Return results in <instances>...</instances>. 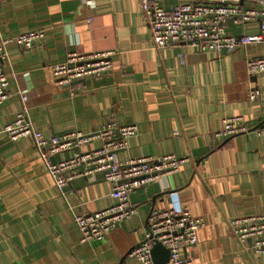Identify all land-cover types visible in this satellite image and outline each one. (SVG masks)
Segmentation results:
<instances>
[{"label":"crops","instance_id":"crops-1","mask_svg":"<svg viewBox=\"0 0 264 264\" xmlns=\"http://www.w3.org/2000/svg\"><path fill=\"white\" fill-rule=\"evenodd\" d=\"M158 1L169 9L196 0ZM37 27L45 36L31 48L7 45L6 71L14 75L12 96L0 103V264H142L129 252L143 240L149 214L174 206L205 222L198 242L182 247L192 264H264L227 221L264 213V137L253 130L213 136L224 116L241 115L250 125L264 117V70L250 75L245 64L248 55H264V42L221 55L188 44L157 51L140 0H0V36ZM256 30V23L244 26ZM71 50H113L111 72L76 82L71 95L53 84L49 68ZM254 86L260 93L250 99ZM16 90L27 91V116L45 136L116 120L137 126L119 158L174 153L192 160L134 189L136 211L102 240L82 242L75 216L111 205V184L77 178L62 195L31 138L2 131L21 107ZM99 145L95 139L81 149Z\"/></svg>","mask_w":264,"mask_h":264},{"label":"built area","instance_id":"built-area-1","mask_svg":"<svg viewBox=\"0 0 264 264\" xmlns=\"http://www.w3.org/2000/svg\"><path fill=\"white\" fill-rule=\"evenodd\" d=\"M140 1L149 20L152 46L157 51L188 44L198 52L221 55L244 48L250 43L264 42V0H196L177 3L169 9L158 0ZM249 23H256L257 30L245 32L244 26ZM234 27H241L242 30L235 31ZM44 36L45 28L41 27L0 36V103L12 96L8 87L10 77L14 74L6 71L7 45L15 43L29 49ZM114 53L113 50L68 51L63 60L49 64L53 84L68 88L70 94L74 95L77 91L75 81L111 72ZM180 58L183 60L182 53ZM245 64L250 75L261 72L264 70V55H248ZM15 93L21 100V107L2 131L12 139L20 136L31 138L47 173L62 195L65 194L64 187L77 178L100 177L111 184V205L75 216L82 242L102 240L136 211V206L130 202V194L134 189L174 174L182 164L192 160L190 155L174 153L119 158L117 152L127 148L128 140L135 134L137 126L116 120L104 121L91 132L72 128L45 136L27 116V91L16 90ZM259 93L260 90L254 86L249 91V98L255 99ZM257 125L252 129L256 124L250 125L241 115L224 116L221 128L213 136L223 139L253 130L264 137V117ZM95 139L100 141L98 147L81 149L82 145ZM60 152H66V156L56 159V154ZM227 221L238 240L244 242L250 239L252 248L264 255V213L234 216ZM204 224V220L192 214L187 206L154 209L148 216L143 240L132 248L129 256L142 264H155L152 247L159 242L168 249L167 264H192V259L183 257L182 247L198 242V230Z\"/></svg>","mask_w":264,"mask_h":264},{"label":"water","instance_id":"water-1","mask_svg":"<svg viewBox=\"0 0 264 264\" xmlns=\"http://www.w3.org/2000/svg\"><path fill=\"white\" fill-rule=\"evenodd\" d=\"M87 78H90V77H87ZM84 79H86V78L77 80L74 83H76L78 81H81V80H84ZM257 126L258 125L254 126L252 129H254ZM168 255H169L168 249L165 246H163L161 243L156 242L153 245V247H152V257H153V260H154L155 264H160V263L161 264H167Z\"/></svg>","mask_w":264,"mask_h":264}]
</instances>
